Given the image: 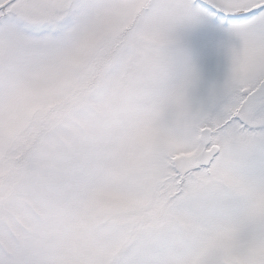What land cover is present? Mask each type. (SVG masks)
I'll return each instance as SVG.
<instances>
[{
  "label": "snow or ice",
  "instance_id": "snow-or-ice-1",
  "mask_svg": "<svg viewBox=\"0 0 264 264\" xmlns=\"http://www.w3.org/2000/svg\"><path fill=\"white\" fill-rule=\"evenodd\" d=\"M0 264H264V0H0Z\"/></svg>",
  "mask_w": 264,
  "mask_h": 264
}]
</instances>
